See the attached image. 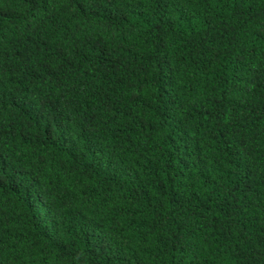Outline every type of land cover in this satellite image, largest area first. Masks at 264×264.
Segmentation results:
<instances>
[{
  "label": "trees",
  "instance_id": "trees-1",
  "mask_svg": "<svg viewBox=\"0 0 264 264\" xmlns=\"http://www.w3.org/2000/svg\"><path fill=\"white\" fill-rule=\"evenodd\" d=\"M0 264H264V0H0Z\"/></svg>",
  "mask_w": 264,
  "mask_h": 264
}]
</instances>
